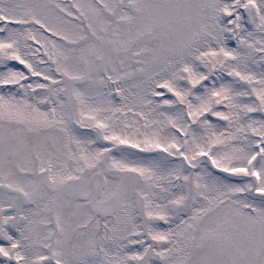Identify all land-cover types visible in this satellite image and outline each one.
I'll use <instances>...</instances> for the list:
<instances>
[{
    "label": "snow or ice",
    "instance_id": "obj_1",
    "mask_svg": "<svg viewBox=\"0 0 264 264\" xmlns=\"http://www.w3.org/2000/svg\"><path fill=\"white\" fill-rule=\"evenodd\" d=\"M0 264H264V0H0Z\"/></svg>",
    "mask_w": 264,
    "mask_h": 264
}]
</instances>
